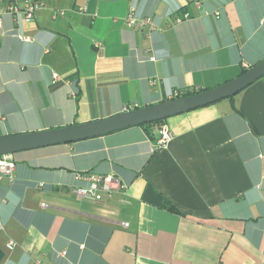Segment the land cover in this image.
<instances>
[{
	"label": "crops",
	"instance_id": "obj_1",
	"mask_svg": "<svg viewBox=\"0 0 264 264\" xmlns=\"http://www.w3.org/2000/svg\"><path fill=\"white\" fill-rule=\"evenodd\" d=\"M12 2L45 7L32 20L1 14L0 137L212 89L264 60V0H0V9ZM132 8L154 26L129 27ZM164 126L173 138L158 147ZM11 156L0 264H264V78L160 124ZM94 174L127 189L77 197Z\"/></svg>",
	"mask_w": 264,
	"mask_h": 264
},
{
	"label": "water",
	"instance_id": "obj_2",
	"mask_svg": "<svg viewBox=\"0 0 264 264\" xmlns=\"http://www.w3.org/2000/svg\"><path fill=\"white\" fill-rule=\"evenodd\" d=\"M264 78V60L218 87L155 105L125 111L112 117L63 128L0 137V156L106 136L132 127L164 121L191 110L231 98Z\"/></svg>",
	"mask_w": 264,
	"mask_h": 264
},
{
	"label": "built area",
	"instance_id": "obj_3",
	"mask_svg": "<svg viewBox=\"0 0 264 264\" xmlns=\"http://www.w3.org/2000/svg\"><path fill=\"white\" fill-rule=\"evenodd\" d=\"M45 5L37 2H27L24 6L18 5L16 2H12L6 11L0 9V17L4 12H8L13 15H22L28 20L34 19L35 13L44 8ZM56 16H65L64 11H60ZM190 18L189 14H186L184 18H179L176 22L180 23L184 20ZM125 23L134 28L138 25L140 26H154L153 21L148 17H140L137 15L134 8L131 9L129 15L125 19ZM1 18H0V27H1ZM60 77L58 74L53 75V82L57 83ZM134 106V105H133ZM135 107H137L135 105ZM132 109L131 105H127L125 111ZM173 134L168 130L166 126L160 129V136L156 141L158 147H167L169 142L172 140ZM16 169V163L11 155L0 156V179L3 177L12 178ZM90 184L86 187H74L72 192L79 198L84 199H93L96 201L103 200L105 197H112L114 193L121 192L127 189V185L122 183L118 178L113 175H90L88 177ZM47 207V205H43ZM125 227L128 224H123ZM0 229H2L0 227ZM8 249L12 250L15 247V243L11 241L7 245Z\"/></svg>",
	"mask_w": 264,
	"mask_h": 264
},
{
	"label": "trees",
	"instance_id": "obj_4",
	"mask_svg": "<svg viewBox=\"0 0 264 264\" xmlns=\"http://www.w3.org/2000/svg\"><path fill=\"white\" fill-rule=\"evenodd\" d=\"M246 70H244L242 73H244ZM203 90L202 89H199L198 91H175L173 93V98L172 99H177V98H181V97H185V96H188V95H193V94H196L198 92H202ZM162 121H159V122H156V123H151V124H148V125H144V127H150L152 125H155V124H160ZM167 206L168 210L172 211V212H175V213H180V211L178 209H176L173 205H167L165 204V207Z\"/></svg>",
	"mask_w": 264,
	"mask_h": 264
}]
</instances>
